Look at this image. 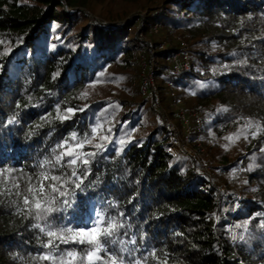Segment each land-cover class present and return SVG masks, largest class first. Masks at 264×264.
I'll return each mask as SVG.
<instances>
[{
    "label": "trees",
    "instance_id": "obj_1",
    "mask_svg": "<svg viewBox=\"0 0 264 264\" xmlns=\"http://www.w3.org/2000/svg\"><path fill=\"white\" fill-rule=\"evenodd\" d=\"M121 1L145 10L163 9L166 27L200 37L202 50L193 52L190 68L177 84L195 88L191 99L206 107L202 129L209 144L213 137L241 132L248 120L264 124V0H166L161 8L140 6L141 0ZM102 2L0 0V168L37 173L40 162L51 158L70 133H90L98 106L80 105V93L104 68L120 66L138 76L136 52L142 47L133 38L103 41L105 25L117 22L111 18L103 23L91 15L89 10ZM134 19L127 18L125 28ZM142 23L139 19L134 24ZM245 59L247 63L238 62ZM67 108L76 111L66 113ZM64 114L70 119L58 118ZM121 121L134 132L144 125L137 109ZM156 124L129 138L119 132L123 125L110 122L113 134L119 133L92 159L83 191L77 190L66 212L49 219L77 228L96 210L116 216L123 223L120 238L135 237L136 244L127 246L139 248L131 257L123 254L126 264L152 250L166 264H264V131L253 137L255 128L244 130L248 138L240 139L249 154L238 156L237 165L220 158L218 168L248 183L249 195L235 205L220 198L191 159L169 152L172 135ZM84 151L96 149L88 145ZM225 205L231 208L224 211ZM33 223L17 214L15 206L0 203V264H49L32 259L47 251L40 244L46 237ZM73 247L83 246L61 244L60 250ZM147 264L158 262L149 258Z\"/></svg>",
    "mask_w": 264,
    "mask_h": 264
},
{
    "label": "rangeland",
    "instance_id": "obj_2",
    "mask_svg": "<svg viewBox=\"0 0 264 264\" xmlns=\"http://www.w3.org/2000/svg\"><path fill=\"white\" fill-rule=\"evenodd\" d=\"M141 1L140 6L157 4L156 7L161 8L166 0H149L150 3H147L148 0ZM161 10L133 7L121 0H103L102 4L99 3L89 10L91 15L103 23H107L105 20L109 21L111 18L110 21L117 22L114 26L105 25L107 29L103 34V41H115L121 38L127 40L133 38L139 41L142 49L136 52V59L140 71L137 73L138 76H134L131 71L124 70L120 66L104 68L94 83L82 89L80 105L97 104L99 119L97 117V121L92 125L101 123L103 125L101 134L107 135L109 139L119 132L129 138L144 135L156 123V125L165 126L172 135L169 152H173L174 156L179 154L191 159L196 170L210 178L209 181L217 188L220 198L232 200L236 205L238 199L249 195L248 183L241 175L234 174L232 171L226 172L218 166H222L220 158L234 161L237 165L238 156L249 154L245 153L246 144L240 138L233 137L234 142L225 139L236 132L227 136L225 134L213 137V144H209V139L205 138L202 127L206 107H199L194 99H191L195 97V88L186 89L177 84L179 83L177 78H180L183 71L190 68L189 63L193 52L202 50L200 37L190 36L184 28L166 27L164 25L166 19L160 16L163 12V9ZM131 16L136 19L126 27V30L127 18ZM156 18L158 21L155 20ZM139 19L143 20L142 25H135L134 23ZM156 24L160 28L158 33L152 31V27ZM144 25L146 29H141ZM157 72L159 75L156 76ZM195 84L197 82H192L193 86ZM82 93L87 95H81ZM103 105H106L104 110ZM134 109H137L144 119V125L138 126L136 132L129 131L126 128L127 123L121 121L127 112ZM181 109L183 111H180ZM193 111L197 116L193 115ZM182 114L185 115L186 120L183 119ZM110 122L124 127L113 134V130L108 131ZM175 139L178 140V145L173 144ZM229 208L231 207L228 205L222 207L224 211ZM229 229L232 234L237 233L235 226Z\"/></svg>",
    "mask_w": 264,
    "mask_h": 264
},
{
    "label": "snow or ice",
    "instance_id": "obj_3",
    "mask_svg": "<svg viewBox=\"0 0 264 264\" xmlns=\"http://www.w3.org/2000/svg\"><path fill=\"white\" fill-rule=\"evenodd\" d=\"M238 62L244 64L247 60ZM83 110L84 108L79 109ZM57 111L59 113V106ZM65 111L74 114L76 109L67 108ZM58 118L65 120L70 119V116L64 114ZM252 128L256 129L251 132L255 137L264 131V124L248 120L243 125L244 130ZM244 130L225 139L234 142L233 137L239 139L241 135L247 139L248 131ZM102 132L103 125L97 122L90 127V133L86 132L83 136L76 132L70 133L53 149L51 158L45 157L40 162L41 171L37 173L0 168V203L7 202L15 206L17 214L26 219L31 217L36 221L31 227L38 229L46 237L40 240V244L47 251L32 257L33 260L47 261L49 264H126L123 254L127 253L131 257L139 251V248L130 249L127 246L136 244L135 237L127 241L120 238L123 223L116 216H108L105 211L96 210L85 226L77 228L60 226L49 219L54 213L66 212L72 207L77 190L83 191V181L90 170L92 159L104 148L103 142L109 140ZM96 139L100 143H93ZM120 143L123 144L124 141L121 140ZM88 145L96 151H84ZM260 227H264V222ZM61 244L83 247L79 250L75 247L60 250ZM149 258L157 260L158 264H166V259L161 261L155 250L132 260L131 264H147Z\"/></svg>",
    "mask_w": 264,
    "mask_h": 264
},
{
    "label": "built area",
    "instance_id": "obj_4",
    "mask_svg": "<svg viewBox=\"0 0 264 264\" xmlns=\"http://www.w3.org/2000/svg\"><path fill=\"white\" fill-rule=\"evenodd\" d=\"M159 26L156 24V25H154L153 27H152V31L154 32V33H158L159 32ZM186 58V57H185ZM145 80V79H144ZM180 111H183V109H181ZM194 112V111H193ZM193 115H196L197 116V114L194 112L193 113ZM182 116H183V119H187L186 117H185V115L184 114H182ZM178 140L177 139H175V140H173V144L174 145H178ZM171 154H173L174 155V153L173 152H170Z\"/></svg>",
    "mask_w": 264,
    "mask_h": 264
}]
</instances>
